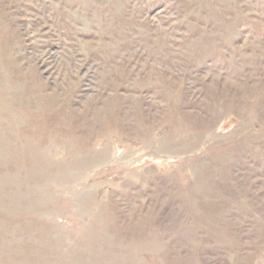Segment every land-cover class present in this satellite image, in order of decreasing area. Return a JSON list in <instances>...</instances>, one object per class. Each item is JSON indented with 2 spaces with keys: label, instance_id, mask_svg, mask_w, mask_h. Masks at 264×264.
<instances>
[{
  "label": "rangeland",
  "instance_id": "rangeland-1",
  "mask_svg": "<svg viewBox=\"0 0 264 264\" xmlns=\"http://www.w3.org/2000/svg\"><path fill=\"white\" fill-rule=\"evenodd\" d=\"M0 264H264V0H0Z\"/></svg>",
  "mask_w": 264,
  "mask_h": 264
}]
</instances>
